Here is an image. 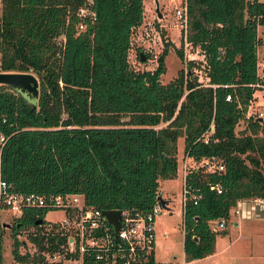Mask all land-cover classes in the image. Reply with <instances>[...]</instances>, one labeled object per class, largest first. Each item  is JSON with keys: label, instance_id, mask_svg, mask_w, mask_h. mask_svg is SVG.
Returning <instances> with one entry per match:
<instances>
[{"label": "trees", "instance_id": "16d2710c", "mask_svg": "<svg viewBox=\"0 0 264 264\" xmlns=\"http://www.w3.org/2000/svg\"><path fill=\"white\" fill-rule=\"evenodd\" d=\"M82 1L0 0V70L30 69L39 83L36 108L0 83V178L18 192H76L99 209L147 211L158 180L176 175L181 136L184 155L214 156L222 165L191 168L183 179V260L212 254L227 227L212 230L209 222L228 217L237 199H264V117L235 130L256 79L264 0H185V39L203 54L206 85L192 72L199 62L190 59L161 81L168 40L152 69L131 66L130 37L143 18V0H92L94 19L77 31ZM136 48L138 58L147 57ZM175 51L182 59L181 47ZM46 210L23 206L9 221L0 215V264L5 227L15 264H57L41 254L65 240L43 232ZM28 227L37 230L26 233L33 252L19 250L26 243L19 233ZM143 264L178 263L151 255Z\"/></svg>", "mask_w": 264, "mask_h": 264}, {"label": "built area", "instance_id": "2783aa9c", "mask_svg": "<svg viewBox=\"0 0 264 264\" xmlns=\"http://www.w3.org/2000/svg\"><path fill=\"white\" fill-rule=\"evenodd\" d=\"M174 10L184 44L191 45L185 39V0H178V4ZM77 16L80 17V21L76 29L80 31L84 29L86 20L92 22L94 19L92 0L82 1L77 9ZM135 31H132L130 43ZM143 51L147 52V50ZM194 57L192 52L191 54L189 52L186 53L187 60H195ZM257 58L255 63L256 79L250 84L252 87L250 97L247 100L242 116L235 123V126L239 123L242 124L240 130L246 128L248 120L264 117V111L254 106L256 102L255 98L260 95V92H264V56ZM199 60L205 68L206 63L204 62L202 53ZM196 79L200 84H208L206 70L204 78L198 75ZM225 99L230 100V94H227ZM261 103H264V99ZM212 130L213 126L210 125L209 130L201 136L203 141L208 139V133ZM199 165L209 171L222 169V165L214 156L202 158L199 161ZM182 167L184 169V179V175L187 172L186 167L188 166L183 164ZM196 167L198 166L195 165L192 168ZM217 190L219 191L218 188ZM186 192L187 189L182 184L180 197L181 207L186 198ZM194 197L196 198L198 195ZM262 204L263 198L261 197L237 199L231 207L228 217L211 220L209 222L210 227L212 230H218L226 227L228 223H235V216H254L258 213L259 207ZM23 206H39L45 207L48 210L59 209L63 212L61 219L46 220L43 217L45 220L43 223L44 233H50L52 235L58 233L65 237L63 244L59 245L58 250L52 253H41L44 255L46 262L57 264H143L153 255L154 217L160 212L163 213L165 211L157 198L147 211H141L134 207L119 209L118 225L116 230H114L112 224L107 220L103 212L105 209H99L86 203L81 193L64 192L43 195L39 192L35 193L32 191L18 192L13 190L11 182L1 177L0 208H5L11 211L14 216H18ZM39 224H42V222ZM30 230L34 234L37 231L34 227L30 228ZM24 249L25 247L22 245L19 247L20 251ZM35 249L33 245V250H28L33 252Z\"/></svg>", "mask_w": 264, "mask_h": 264}, {"label": "rangeland", "instance_id": "374dc122", "mask_svg": "<svg viewBox=\"0 0 264 264\" xmlns=\"http://www.w3.org/2000/svg\"><path fill=\"white\" fill-rule=\"evenodd\" d=\"M178 0H157L158 9L161 13L157 16L155 10V0H143V18L140 24L137 26L135 34H133V39H131V45L128 50V61L131 66L135 69H152L156 64V56L161 51L166 40L170 41L171 44L167 46V53L164 56L165 70L160 75L162 82H166L171 77L176 74L178 68H185L186 65V53L189 52L194 54L195 61L192 67V72L198 77L200 75L202 78L205 76V68L202 66V62L199 60L201 53L199 48L191 46L190 44H184L182 38V33H180V28L178 22L176 21L175 10ZM1 12V6H0ZM162 32V34H161ZM257 34L260 38V44L257 46V57L264 56V30L261 26L257 28ZM61 36L57 39L60 40ZM140 50H147V57L143 59L137 57V48ZM181 47L182 49V59L176 54V48ZM149 50V51H148ZM144 52V51H143ZM197 58V59H196ZM264 99V92H260V95L255 98L254 106L260 110L264 111V103H261ZM242 124L239 123L235 126V130H240ZM249 131V130H248ZM183 139L179 136L176 140V160H177V174L173 178H166L163 185L165 187L171 188L170 193V208L171 211H163L154 217L153 227H154V247H153V258L160 262H177L178 264L183 263L182 254V227H181V214H180V197H181V173L182 169V158L185 156L182 153ZM200 161V160H199ZM199 161H191L186 167V171L192 167L200 166ZM184 170V169H183ZM0 215L2 219L9 221L14 215L11 211L0 208ZM63 212L59 209L46 210L44 213V218L46 220H56L61 219ZM235 224H237L239 219H247L245 229L246 232L240 230L244 225L240 227L235 226V224L226 225L227 232L223 235H216L214 248L216 251L221 250L224 246H228L226 249V255L216 254L209 259L205 260L203 264H238L243 261V258L249 257V264H264V255L260 254L264 249V215L262 216H235ZM252 222V224H251ZM244 224L242 220L241 224ZM250 223V224H248ZM30 229L23 228L19 233L21 238H24L26 243L23 244L26 249L33 250V243L27 237V231ZM219 230V229H218ZM4 244L2 247L3 253V263L2 264H15L12 257V252H10L11 236L9 234L8 228L5 227L4 230ZM253 247L249 249V255L241 254L239 248L244 250L248 247ZM22 248V247H21ZM260 252V253H259ZM201 262L197 263L200 264ZM240 264V263H239Z\"/></svg>", "mask_w": 264, "mask_h": 264}, {"label": "water", "instance_id": "95a60500", "mask_svg": "<svg viewBox=\"0 0 264 264\" xmlns=\"http://www.w3.org/2000/svg\"><path fill=\"white\" fill-rule=\"evenodd\" d=\"M155 10L157 16L161 13L158 9L157 0H155ZM143 59L144 56L140 55ZM7 83L12 88H14L20 95H23L27 101H29L34 108L37 106V96L39 93V83L35 72L28 69L23 71L16 70H0V83ZM163 208H167L165 205V199L161 197L160 194L156 197ZM119 209H105L103 210L107 220L112 224L114 230H116L118 225ZM41 222V218H38L36 223ZM8 223V222H7Z\"/></svg>", "mask_w": 264, "mask_h": 264}, {"label": "crops", "instance_id": "0c3cea01", "mask_svg": "<svg viewBox=\"0 0 264 264\" xmlns=\"http://www.w3.org/2000/svg\"><path fill=\"white\" fill-rule=\"evenodd\" d=\"M193 159L191 158V157H189V156H184L183 158H182V164H181V168H182V165L183 164H185V165H190L189 163L192 161ZM177 168H176V174H177ZM176 176V175H175ZM164 181H166V179H159L158 180V194H160L161 195V197L163 198V199H165V205L167 206V208H164L165 209V211H171V208H170V202H171V199H170V193L172 192L171 191V188L170 187H168V185L165 187V185H163V183H164ZM182 184H183V169H182V173H181V186H182ZM180 214H181V206H180ZM262 215H264V199H263V204L259 207V210H258V213H257V216H262ZM247 219H249V218H247ZM247 219H245V218H243V219H239L238 220V222H237V224H235V226H239V224H240V227L242 226V225H244L243 227H242V229L240 228V230L242 231V233L243 232H246V230L247 229H245V226L247 225L246 223L247 222H249V221H246ZM242 220H244V224L242 223L241 224V222H242ZM248 224H250V223H248ZM251 224H252V222H251ZM264 248V247H263ZM226 249H228V246H224L221 250H218V251H216V249L214 248V251H213V253L212 254H210V255H208V256H205V257H203V258H200V259H196V260H192V261H190V262H188V263H186V262H184V260H183V263L182 264H197V263H199V262H201L200 264H203V262H205V260H207V259H209L210 257H212V256H214V255H216V254H221V255H226L227 253H226ZM249 249H253V247H248V249L246 248L245 250L243 249V248H239V250L241 251V254H244V253H246V254H244V255H249ZM260 253V252H259ZM182 254H183V252H182ZM251 254V253H250ZM260 254H262V255H264V249L261 251V253ZM262 259L264 260V258L262 257ZM241 262H239L240 264H249L248 262L250 261V258L249 257H246V258H243V261L242 260H240ZM160 262V261H159ZM171 262V261H170ZM238 263V264H239ZM222 264H224V262L222 263ZM227 264H229V263H227ZM250 264H252V263H250Z\"/></svg>", "mask_w": 264, "mask_h": 264}]
</instances>
